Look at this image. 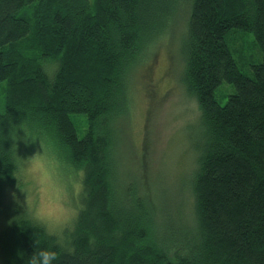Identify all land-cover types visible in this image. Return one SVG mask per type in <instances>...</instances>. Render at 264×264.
<instances>
[{"label":"trees","instance_id":"1","mask_svg":"<svg viewBox=\"0 0 264 264\" xmlns=\"http://www.w3.org/2000/svg\"><path fill=\"white\" fill-rule=\"evenodd\" d=\"M185 1L182 83L203 133L190 181L195 235L178 242L136 184L123 189L114 155L130 75L180 0H0L1 264H29L44 249L57 251L53 264H264V0ZM243 33L261 54L248 74L232 54ZM20 126L86 172L72 251L2 203Z\"/></svg>","mask_w":264,"mask_h":264},{"label":"rangeland","instance_id":"2","mask_svg":"<svg viewBox=\"0 0 264 264\" xmlns=\"http://www.w3.org/2000/svg\"><path fill=\"white\" fill-rule=\"evenodd\" d=\"M186 3L180 0L167 21V31L131 73L127 108L115 122L114 160L120 184L123 189L136 184L155 208L157 224L162 228L166 220L171 221L178 242L183 233L190 239L195 235L190 181L203 133L196 99L182 83L179 37L185 29ZM245 35L246 43L243 41L239 51L232 54L241 72L248 74L261 54L253 46V36ZM225 101V97L218 98L220 105ZM37 149L38 143L26 147L20 142L18 155L29 156ZM15 184L2 188V203L13 201L10 193L16 191ZM17 197L23 199L18 191Z\"/></svg>","mask_w":264,"mask_h":264},{"label":"clouds","instance_id":"3","mask_svg":"<svg viewBox=\"0 0 264 264\" xmlns=\"http://www.w3.org/2000/svg\"><path fill=\"white\" fill-rule=\"evenodd\" d=\"M17 141L26 147L38 143V149L29 156L20 157ZM12 146L15 153L12 177L16 181V191L10 193L13 202L54 240L56 246L72 251L69 247L72 234L85 210L83 201L87 198L85 170L63 158L50 138L34 135L24 126L15 132ZM17 191L23 199L17 197ZM57 259V251L44 249L31 255L29 264H53Z\"/></svg>","mask_w":264,"mask_h":264}]
</instances>
